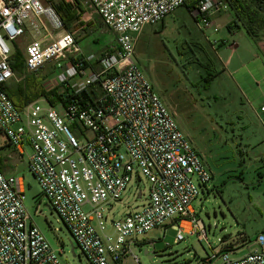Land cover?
Returning a JSON list of instances; mask_svg holds the SVG:
<instances>
[{
	"label": "built area",
	"instance_id": "built-area-1",
	"mask_svg": "<svg viewBox=\"0 0 264 264\" xmlns=\"http://www.w3.org/2000/svg\"><path fill=\"white\" fill-rule=\"evenodd\" d=\"M85 1L115 36L99 56L81 53L50 4L0 0L1 132L14 148H30L29 172L89 264H119L126 255L137 261L131 249L136 237L164 226L175 231V243L186 236L207 243L191 203L211 173L134 60L143 28L160 23L185 0ZM227 10L223 0H197L189 12L216 32L212 16ZM26 31L31 41L23 52L24 76L49 64L42 87L60 88L54 105L42 98L45 108L34 101L17 109L2 88L16 78L9 44ZM142 180L145 203L112 218L109 233L113 204L132 181ZM24 201L22 179L0 170V264H60ZM253 244L237 259L229 248L209 246L212 255L197 264H264V234Z\"/></svg>",
	"mask_w": 264,
	"mask_h": 264
},
{
	"label": "rangeland",
	"instance_id": "rangeland-1",
	"mask_svg": "<svg viewBox=\"0 0 264 264\" xmlns=\"http://www.w3.org/2000/svg\"><path fill=\"white\" fill-rule=\"evenodd\" d=\"M194 1L185 0L162 23L145 26L135 43L134 60L211 173L191 203L195 217L205 226L207 243L187 236L175 243V231L170 226L159 227L136 237L131 249L137 261L126 255L119 264H197L212 255L211 248H229L230 257L237 259L247 255L255 247V238L264 234V114L260 111L264 81H259L263 72L256 59L261 53L242 29L234 35L228 32L226 26L233 18L230 10L212 16L216 32L203 28L186 7ZM82 4L85 13L71 33L84 56H99L114 45L115 36L90 4L85 0ZM29 36L22 35L14 44L23 50ZM221 42L223 46L218 45ZM233 44L237 53L231 70L238 66L237 57L250 62V69L232 75L223 63ZM40 71L47 73L49 64ZM36 102L45 108L44 99ZM26 150L29 154L30 148ZM18 168L25 208L56 250L59 263L89 264L34 176L23 163ZM146 199V181H132L121 200L113 204L107 231L112 233V218L140 207Z\"/></svg>",
	"mask_w": 264,
	"mask_h": 264
},
{
	"label": "trees",
	"instance_id": "trees-1",
	"mask_svg": "<svg viewBox=\"0 0 264 264\" xmlns=\"http://www.w3.org/2000/svg\"><path fill=\"white\" fill-rule=\"evenodd\" d=\"M233 14V18L227 25L230 29H242L246 36L257 43L264 40V0H223ZM50 6L60 17L65 32L71 30L79 24V20L85 13L82 0H49ZM197 1L186 5L190 9ZM185 5V2L184 4ZM163 20L160 22L162 23ZM103 25V24H102ZM12 71L20 80H11L3 85V90L15 108L22 109L27 104L45 98L51 105L56 103L60 97V88L45 90L41 81L47 73L41 71L25 75L24 56L21 48L15 44L12 46V54L9 58ZM36 74V75H35ZM0 133L1 130H0Z\"/></svg>",
	"mask_w": 264,
	"mask_h": 264
},
{
	"label": "crops",
	"instance_id": "crops-1",
	"mask_svg": "<svg viewBox=\"0 0 264 264\" xmlns=\"http://www.w3.org/2000/svg\"><path fill=\"white\" fill-rule=\"evenodd\" d=\"M223 13H225V12H223ZM227 30L231 35H234V33L237 32L239 29H230L229 30L227 28ZM25 34L29 35V32L26 31ZM29 39H30L29 41H31L30 36H29ZM223 44H224V42L218 43L219 46H223ZM257 47L261 53L260 56L257 55V57H256L257 62H260V64H258V69L260 68V70H262V72H263L259 81H264V40L263 39L257 42ZM24 48H23V50L21 49L23 52H24ZM236 53H237V49H236L235 45L233 44L230 57L226 61H224V63H223V65L226 67L227 70H231V67H233L232 60H233V56H235ZM240 59H241L240 57H237L236 60H237L238 66L234 69L232 68V70L230 71V74H232V75L236 74V73L238 74V72H240V70L245 69V68H246V70L250 69V62L247 63V62H244L242 59L241 60ZM22 77H19V78L16 77L14 80L18 81ZM262 113L264 114V112H262ZM262 113L259 115H262ZM26 148H27V146H25L23 149L14 148L10 144V142L7 140V138L3 135V133H0V170L4 175L16 176V177L21 178L17 174V171H18V169H19L18 167L20 166L21 163H23L24 166L27 167L28 155L30 153L29 154L27 153Z\"/></svg>",
	"mask_w": 264,
	"mask_h": 264
}]
</instances>
